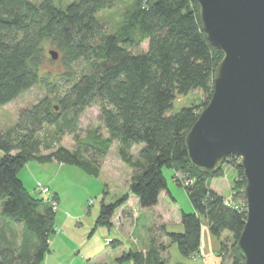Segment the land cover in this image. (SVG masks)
Listing matches in <instances>:
<instances>
[{"label":"trees","instance_id":"trees-1","mask_svg":"<svg viewBox=\"0 0 264 264\" xmlns=\"http://www.w3.org/2000/svg\"><path fill=\"white\" fill-rule=\"evenodd\" d=\"M113 3L0 0V107L34 86L48 92L19 109L9 131L0 130V217L21 227L31 239L22 248L3 245L0 238V264H40L55 232L54 208L25 189L18 177L21 168L29 160L55 161L98 176V158L114 141L132 174L127 193L101 203L97 224L111 226L120 217L138 216L157 205L162 193L170 194L165 168L171 169L172 181L184 188L193 208L180 211L182 231H167L158 224V237L150 240L147 249H130L117 262L165 264L171 244L190 257L198 252L206 225L219 241L220 264H243L237 247L246 218L242 168L236 161L238 178L227 204L209 182L221 176V164L205 172L193 166L187 155L184 138L201 105L173 108L175 100L192 92L203 97L201 108L208 103L221 51L207 39L195 0L147 2L109 31L98 13ZM46 44L56 49L54 61L64 69L57 70L54 80L42 74ZM94 103L108 136L95 129L86 132L81 148L91 152L86 153L88 159L60 145L46 155L39 153L38 134L45 125L54 127L57 142L61 133L76 132L79 117ZM141 143L138 158L133 159L130 150ZM117 243L112 240L111 245Z\"/></svg>","mask_w":264,"mask_h":264},{"label":"rangeland","instance_id":"rangeland-1","mask_svg":"<svg viewBox=\"0 0 264 264\" xmlns=\"http://www.w3.org/2000/svg\"><path fill=\"white\" fill-rule=\"evenodd\" d=\"M71 1L73 0H56L59 5H65ZM151 1L153 0H114L110 8L98 13V17L107 30L113 31L127 18H131L141 5ZM49 50L56 51L54 47L46 44V60L42 74H47L48 80H54L56 74L64 69L50 57ZM46 93H48L47 90L40 86H34L0 107V130L9 131L17 120L18 110L29 107ZM202 102L203 97L198 92H192L175 100L173 108L178 111L184 106L200 107L201 105L202 107ZM201 107L200 109H202ZM94 129L104 137L108 136L100 119L98 103H94L84 110L78 119L77 130L74 134L65 131L60 134V140L57 142L54 127L45 125L38 134L41 141L38 151L41 155H46L56 145H60L70 151H77L84 159H88V154L91 152L82 151L81 143L85 139L86 132ZM118 146V142L114 141L108 153L98 158V176L91 175L77 166L59 164L55 161L38 163L35 160H29L18 172V177L25 189L33 196L42 198L55 211V232L48 239V254L50 256L47 264H131L130 262L119 263L116 261L118 256L126 252L124 248L128 250L146 247L152 238L158 237L156 228L159 222L151 220L152 212L149 210H142L139 219L134 220L130 228L125 226L123 231L121 223L123 227L128 222H122L125 217L123 219L120 217L111 226L97 224L101 203L114 202L128 192L132 169L121 160L117 152ZM142 146V143L133 145L130 150L133 159L138 158V151ZM239 160V157L238 160L232 159V161L225 159L220 165V167L222 166L221 176L211 178L209 181L210 188L223 195L224 202L227 204L229 201L231 202L234 194L232 184L238 178L235 162L239 163ZM171 172V169H164L168 189L174 199L168 195L165 202L171 205L175 215L178 216L180 209H190L191 204L184 188L172 181ZM37 181L49 187L50 191L47 195L38 192ZM162 197L165 198V194ZM162 206L160 205V209ZM163 210L165 212V209ZM176 225L171 224L169 231L182 230V226L179 228ZM131 229L132 233H130ZM203 229L205 231L206 228ZM0 238L3 245L14 243V245L24 248L25 245L31 243L30 237L21 227L11 226L1 217ZM112 240L118 241L116 246L111 245ZM201 251V258L196 254L188 258L179 253L175 244H171L167 249V256L170 258L168 259L169 264H175L178 259H183L186 264L221 263L220 244L212 234L202 235ZM198 258L200 259L198 260ZM203 258L205 261L202 260ZM40 264H44V262L42 261Z\"/></svg>","mask_w":264,"mask_h":264},{"label":"water","instance_id":"water-1","mask_svg":"<svg viewBox=\"0 0 264 264\" xmlns=\"http://www.w3.org/2000/svg\"><path fill=\"white\" fill-rule=\"evenodd\" d=\"M195 1L206 37L222 57L211 97L185 135L187 155L205 172L229 155L240 158L246 218L237 247L243 264H264V0Z\"/></svg>","mask_w":264,"mask_h":264},{"label":"crops","instance_id":"crops-1","mask_svg":"<svg viewBox=\"0 0 264 264\" xmlns=\"http://www.w3.org/2000/svg\"><path fill=\"white\" fill-rule=\"evenodd\" d=\"M163 194H165V198L164 197H162L163 196ZM169 196H171L172 198L171 199H174L173 198V196L171 195V192H170V194H169ZM168 197V194L167 193H162L161 195H160V197H159V200H158V203H157V205H155L153 208H151V209H144V210H149V212H152V214H151V220H155V222L156 223H158L159 222V224H163L164 226H165V229L167 230V231H169V227L171 226V224H177L176 226H178L179 228H180V226H181V224H180V213L178 214V216L177 215H175V213H174V210H173V208L171 207V205L168 203V202H165V200H166V198ZM167 201V200H166ZM160 205L162 206V208L163 209H165V212H164V210L161 208L160 209ZM143 210V211H144ZM142 211V212H143ZM173 211V212H172ZM180 211H181V209H180ZM183 211H185V212H192L193 211V208H192V206L190 205V209H185V210H183ZM142 214V213H141ZM141 214L139 215V216H137V217H131V216H128V215H126L125 216V218H124V220L122 221V222H124V221H128L123 227H122V223H121V230L123 231L124 229H125V226H127L128 228H130L132 225V222L135 220H138L139 219V217L141 216ZM203 228H206L205 229V231H204V229ZM126 231V230H125ZM180 231H182V230H180ZM133 231H132V229H131V232L130 233H132ZM179 232V231H178ZM209 233H210V231H209V229H208V227L206 226V225H203L202 226V229H201V243H200V248H199V250H198V252H196L195 254L196 255H200V258H201V255H202V235L204 236V235H206V236H209ZM211 234V233H210ZM213 236V235H212ZM217 240V239H216ZM111 241V240H110ZM109 241V242H110ZM147 247L148 246H146V247H142V248H138V249H135V250H145V249H147ZM124 250L125 251H128V250H130V249H128V250H126L125 248H124ZM123 250V251H124ZM134 250V249H133ZM216 251H217V249H216ZM49 253V252H48ZM46 254L45 255V257H44V260H43V262H44V264H47V261L49 260V254ZM194 254V255H195ZM180 258V257H179ZM189 258V257H188ZM200 258H198V260L200 259ZM170 259V258H169ZM203 261H205V259L203 258L202 259ZM165 264H169V260H167V262L165 263ZM175 264H186L185 263V261L183 260V259H178L176 262H175ZM204 264V263H203Z\"/></svg>","mask_w":264,"mask_h":264},{"label":"built area","instance_id":"built-area-1","mask_svg":"<svg viewBox=\"0 0 264 264\" xmlns=\"http://www.w3.org/2000/svg\"><path fill=\"white\" fill-rule=\"evenodd\" d=\"M186 184V183H185ZM36 189L39 193L47 195L49 193L50 189L47 185L42 184L40 181L36 182Z\"/></svg>","mask_w":264,"mask_h":264}]
</instances>
